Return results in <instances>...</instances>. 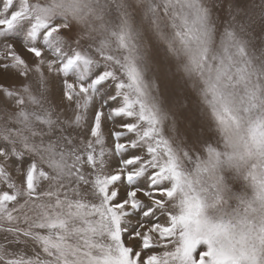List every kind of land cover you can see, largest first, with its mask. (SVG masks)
Masks as SVG:
<instances>
[{
  "label": "snow or ice",
  "instance_id": "obj_1",
  "mask_svg": "<svg viewBox=\"0 0 264 264\" xmlns=\"http://www.w3.org/2000/svg\"><path fill=\"white\" fill-rule=\"evenodd\" d=\"M0 264H264V0H0Z\"/></svg>",
  "mask_w": 264,
  "mask_h": 264
}]
</instances>
